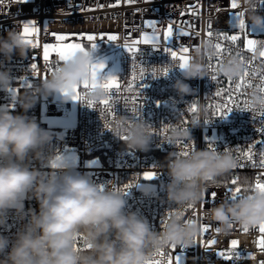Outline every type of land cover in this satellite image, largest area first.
Returning a JSON list of instances; mask_svg holds the SVG:
<instances>
[{
  "label": "built area",
  "instance_id": "obj_1",
  "mask_svg": "<svg viewBox=\"0 0 264 264\" xmlns=\"http://www.w3.org/2000/svg\"><path fill=\"white\" fill-rule=\"evenodd\" d=\"M238 7L231 8V0H0V37H6L9 30H15L21 35L23 25L32 23L38 33H32L27 39V58L13 54L10 60L0 54V67L9 70L12 79V87L6 91H0V110L10 111L13 115H26L35 119L41 128L49 131L53 136L51 144L46 147V154L61 155L68 165L69 170H74L87 176L92 182L107 189L115 186L127 191L126 211L137 212L146 218L154 231L162 230L160 219L165 221L176 212L182 213L185 219L199 220L201 225L208 226L209 231L198 236L193 246L189 248L172 246L161 249L165 256L151 253L149 260L167 261L172 257L182 255V264H264V249L258 246L262 234L259 227L243 230V226L235 223L227 234L216 232L218 224L209 221L204 211L219 204L223 200H229L226 196L229 188H241V195H247L256 183L258 176L264 177V167L260 166L262 146L256 141L264 139V134L257 131L261 127L260 105L252 102V94L262 96L258 88L262 85L261 76L264 75V58L259 56V51L249 52L245 47L246 39H257V49L264 47V28L248 25L247 36L239 29L233 30L230 20L233 12H241V0H237ZM259 14L264 15V5L257 0ZM195 12V14H193ZM146 21L155 22V31L160 37L158 48L151 44L140 43L136 45L139 51L136 54L137 79L133 85V91L126 89L132 77V58L126 51L125 45H131L133 41L141 40L145 35L151 36L154 29L147 26ZM169 23L173 26V50L179 47H187L186 54L190 60L196 49L201 48L206 42L220 43L224 50L223 63L231 56L239 52L243 60L249 66V76L246 78L251 85L241 90L240 95L235 96V103L229 106L233 110L222 118L216 113L215 105L222 104L228 99L227 93L221 97L216 96L217 90L227 88L230 81L219 72V65L215 55L205 58L206 76L202 79H190L188 83L193 89L190 95H179L172 87L177 79L184 80L183 69L178 67L179 61L173 60L170 54L164 52L165 41L163 35ZM234 24V21H232ZM209 25L211 27L209 28ZM247 25V23H246ZM177 30L187 32V36L176 38ZM211 31L212 37L207 33ZM57 35L68 37L65 41H57ZM87 35L96 37L94 41H88ZM108 35H116L115 41H108ZM222 35H239L236 43L225 41ZM104 39H101V37ZM58 43H82L96 44L101 49L108 50L113 56V63L104 72V77L115 76L118 78L121 88L117 92L113 90V96L117 102L113 104V111H102L104 105L100 101L92 107H88L87 89L82 86L79 92L85 99L77 101L78 115L76 122L70 127H63L57 123H49L44 117L51 119L69 118L73 112L71 100L51 99L50 97L37 95L34 107L27 112L21 107L19 96L25 91L34 90L41 81L48 79L52 72L62 61L52 53L49 62L43 59V46ZM32 45H37L33 47ZM215 52V50H214ZM37 64V70L31 69V64ZM217 66V71L209 69V64ZM145 68V79H139L140 67ZM169 67L166 76L161 69ZM155 68L157 77L151 72ZM216 76V80L212 76ZM239 77L232 78L231 84L235 85ZM32 85L26 87L23 82ZM146 85L143 89L139 85ZM10 89H16L14 95ZM139 93L136 106H139V115L131 111L134 106L131 96ZM127 98V102H126ZM245 102L250 107L245 108ZM195 103L196 111H189ZM239 105V108L237 107ZM241 108H245L241 111ZM255 117V121L253 120ZM197 119L198 126H193V120ZM143 121L151 125L152 140L147 151H132L126 146L125 140L119 131L122 122L129 123ZM208 122L205 124V122ZM188 129L189 137L173 141V130ZM166 129V131H164ZM169 139L173 143H169ZM179 143H176V142ZM184 143L189 144V152L196 149L208 148L213 144L218 152L228 151L236 161V167L229 173L217 178V183L206 187L204 197L191 208L185 206L177 208L166 201V185L170 182L167 175V157L170 153H178L184 150ZM251 148L252 160L245 153ZM194 148V150H192ZM239 149V151H237ZM74 156V162L70 161ZM32 166L39 168L47 174L49 168L38 161H33ZM145 172H155L156 177L145 180ZM235 179L237 183L232 184ZM261 182H264L262 179ZM138 183V184H137ZM133 185L125 189L124 185ZM147 191V195H145ZM215 193L214 203L209 199ZM31 208L39 211V203L28 196L24 199L25 212ZM171 212V215L169 214ZM26 220H20L15 210L7 213V223L0 227V234L6 236L11 242ZM214 239L215 244L205 247L209 240ZM237 240L238 247L234 251L242 254L241 259L233 257L231 261L218 257L220 251L228 252L231 241ZM78 247H84L82 238L77 240ZM251 254L252 258H244Z\"/></svg>",
  "mask_w": 264,
  "mask_h": 264
},
{
  "label": "clouds",
  "instance_id": "obj_2",
  "mask_svg": "<svg viewBox=\"0 0 264 264\" xmlns=\"http://www.w3.org/2000/svg\"><path fill=\"white\" fill-rule=\"evenodd\" d=\"M243 18L247 25L264 28V15L259 14L257 0H241ZM29 47L24 37L9 30L0 37V54L10 60L13 54L27 58ZM215 55L211 42L195 50L183 69L184 80L177 79L172 87L181 95H190L191 86L184 82L206 76L205 58ZM93 64L92 49L78 51L68 61L55 68L48 79L34 90L19 96L27 112L34 107L37 95L63 93L89 79ZM244 65L236 56L229 57L219 68L227 78H237ZM9 70L0 67V91L12 87ZM102 87L87 91V98L98 102L105 98ZM260 97L252 94V102ZM199 122L194 118L193 126ZM118 131L126 137L129 150L147 151L152 133L143 121L122 122ZM183 129L173 130V141L189 137ZM53 136L26 115H13L0 110V227L7 223V213L15 210L20 220H26L11 242L0 234V264H146L151 253L169 246L189 248L201 232L199 220L185 219L180 212L170 216L162 230L154 231L146 218L126 211L125 192L115 186L104 187L74 170L61 155L46 154ZM167 159L166 185L168 204L183 208L202 201L206 187L236 167L228 151L196 149L187 156L170 153ZM38 161L50 169L47 174L32 166ZM138 184V183H137ZM145 191V195H147ZM28 196L39 203V211L24 209ZM203 215L219 226L222 234L230 231L233 222L248 229L264 223V192L251 190L240 199L223 200L204 211ZM82 238L84 247L77 246Z\"/></svg>",
  "mask_w": 264,
  "mask_h": 264
},
{
  "label": "snow or ice",
  "instance_id": "obj_3",
  "mask_svg": "<svg viewBox=\"0 0 264 264\" xmlns=\"http://www.w3.org/2000/svg\"><path fill=\"white\" fill-rule=\"evenodd\" d=\"M22 2H27V0H22ZM118 2V0H117ZM128 2H132V0H128ZM260 4L264 5V0H260ZM238 7V3L237 0H231V8L232 9H236ZM193 14H195V12H193ZM232 20H230V23L232 25V29H239V31L241 33H244L245 36H247V29H248V25H246L245 20L243 18V13L241 12H233L231 15ZM232 21H234V24L232 23ZM146 24L148 27L153 28L154 31L152 33L151 36L145 35L141 40H137V41H133V43L131 45H125V49L126 51L131 55L133 64H132V77H131V81L128 85V88L126 89L128 92H132L133 91V85L137 79V73H136V62H135V58H136V54L139 51V49L136 47V45L143 43V44H151L153 45L154 48H158L159 47V43H160V37L159 35L156 33L155 31V22L154 21H146ZM211 27V25H209V28ZM38 29H36L34 27V25L32 23H25L23 25V33L22 36L25 39V42L27 44H32V41L30 39H27V37H29L32 33H38ZM173 26L172 23H169L167 29L164 32L163 35V39L165 41V47H164V52L170 54V56L172 57V59L178 60L179 64L178 67L181 69H184L189 61L190 58L186 55L189 52V49L187 47H179L177 50H173ZM188 33L184 32L182 30H177L175 33L176 38H180L183 36H187ZM208 37L211 38L212 37V32L209 31L207 33ZM221 39L225 40V41H229L232 43H236L239 39L240 36L239 35H222L220 37ZM68 37L65 35H57L56 36V40L57 41H65L67 40ZM86 39L88 41H94L96 39L95 36L93 35H87ZM101 39H104V37L102 36ZM118 37L116 35H108L107 36V40L108 41H115L117 40ZM258 43H261L260 41H258L257 39H246L245 41V47L249 52H257L259 51V56L261 58H264V47H262L261 49H257V45ZM33 47H36L37 45H32ZM97 47L96 44H92L91 49L94 50ZM213 49L215 50V56L217 58V64L219 65V68L223 65V61H222V56H223V48L222 45L220 43H215L212 45ZM85 48L82 46V44L80 43H58L56 45H52V44H48L46 43L43 46V59L44 61L47 63L49 62L50 59V55L52 53H55V55L59 58V61L62 62H66L68 61L70 58H72L74 56V54L78 51H84ZM237 58L240 60V62L244 65V69L241 72V74L239 75V79L238 81L235 83L234 87L231 84V80L232 78H228V80L230 81L228 87L225 88H221L219 90H217L216 92V96L217 97H221L222 95H224L225 93H227L228 99L226 101H224L222 104H217L215 105V109H216V113L219 114L220 117L224 118L227 116L228 113H230L233 108L230 107L229 105L232 103H235V96L236 95H240L241 90L246 88V87H250L251 85L247 82L246 78L249 76V66L248 64L243 60V58L241 57L240 53H237ZM209 59L211 60V56H209ZM105 65L104 63L100 62V63H93L90 66V72H89V79L85 80L84 82H82V84L77 85V86H73L71 89H67L64 91L65 95H68L69 92H71V99L74 101H81L83 99H85L84 96L81 95V93L78 91V89L82 86L84 89H92L95 88L97 86L102 87L105 92H106V96L103 100L100 101V103L102 105H104V109H102V111H108V112H112V106L114 103L117 102L116 98H114L113 96V90L115 89L117 92L119 91V89L121 88V85L119 83V80L117 77L115 76H100V73L102 72V70L104 69ZM209 69L213 72L217 71V66L213 65V64H209ZM31 69L35 72L37 70V64L33 63L31 64ZM169 67H164L162 68L160 71L162 73L163 76H166L168 71H169ZM145 68L144 67H140L139 70V79L141 81H144L145 79ZM156 69L153 68L152 69V76L155 78L157 77L156 75ZM213 80H216V76H212ZM261 81H262V85H264V75L261 76ZM23 84L28 87L31 88L32 85L30 83H28L26 80L23 82ZM146 85H144L143 83H141L139 85L140 88H144ZM260 93H264V86H260L258 88ZM10 91H13L14 95L16 94L17 90L16 89H10ZM139 98V93L132 95L131 96V103L134 105L131 109V111L135 114V116L139 115V106H136V101ZM126 102H127V98H126ZM96 102L89 100L88 101V107H92ZM259 105H260V123H261V127L257 130L260 133L264 134V95L260 96V100H259ZM237 107L239 108V105H237ZM250 105L245 102V108H249ZM245 108H241V111H244ZM189 111L195 112L196 111V106L195 103L192 104V106L189 108ZM253 120L255 121V117H253ZM133 121L130 120L129 124H131ZM208 123L207 121L205 122V124ZM149 129H152L153 127L151 125L148 126ZM166 131V129L164 130ZM185 132H188V129L185 128L184 129ZM122 139H126L125 136H120ZM169 143H173L171 141V139H169ZM176 143H179L178 141ZM257 144H260L262 146V150H261V162H260V166L264 167V139L260 140V141H256ZM249 151L247 153H245L246 157L249 160H252V152H251V148L253 147V145H249ZM184 150L178 153H175L176 155L180 156H187L190 152H189V144L188 143H184L183 145ZM209 148L212 149L213 151H217L215 146L213 144H209ZM194 150V148L192 149ZM237 151H239V149H237ZM156 173L155 172H145L144 173V179L145 180H152L156 177ZM262 179H264V177L258 176L256 178V183L254 185V187L251 189L253 191H260V192H264V182H261ZM237 183V181L235 179L232 180V184L235 185ZM133 185L131 184H127L124 185L125 189H130ZM241 188L240 187H235L234 190L232 188H229L226 192V196H229L230 199L236 200V199H240L243 198V196L241 195ZM125 194L127 193V191H124ZM215 193L211 194V197L206 199L205 202H208L209 199L211 200V202L214 203L215 200ZM189 208L192 207V205H188ZM171 215V212L169 213ZM182 215V213H180ZM160 223L161 225H165L166 221L161 218L160 219ZM236 222H233L229 225L230 228L233 227V225ZM259 227V232L262 234L261 238L259 239L258 246L261 249H264V223H261L258 225ZM243 230L245 232L248 231V227L247 226H243ZM207 231H209L208 226L205 225H201V234L206 233ZM216 232H219V228L215 229ZM215 240H209L208 244L204 245L205 247H209L213 244H215ZM238 241L237 240H232L231 241V247L229 249L228 252L225 251H220L217 253L218 257H222L225 260L231 261L233 259V257H235L237 260L242 258V254L239 251H234L237 249L238 247ZM172 248L174 249L175 246L173 245ZM155 255H159L161 257L165 256V253L162 250H156ZM182 255H183V251L181 254L176 255L175 257V264H182ZM244 258H252L251 254H248L246 257ZM146 264H165V261L162 260H148L146 262ZM166 264H172V257L169 255L167 257V261Z\"/></svg>",
  "mask_w": 264,
  "mask_h": 264
},
{
  "label": "rangeland",
  "instance_id": "obj_4",
  "mask_svg": "<svg viewBox=\"0 0 264 264\" xmlns=\"http://www.w3.org/2000/svg\"><path fill=\"white\" fill-rule=\"evenodd\" d=\"M82 44V43H80ZM52 45H56V44H52ZM82 46L85 49H91L92 45H87V44H82ZM108 50L105 49H101L100 46H97L94 50H92V54H93V63H104L105 67L102 70V72L100 73V76L104 77V72L109 68V66L113 63V56L111 54L108 53ZM79 90V89H78ZM50 97L51 99H62L63 97V93H56L54 95H50L47 96ZM73 102L74 106H73V112L71 114V117L69 118H57V119H51L49 117H44V120L46 122L49 123H57L58 125H61L63 127H70L72 126L77 119V115H78V103L77 101H74L72 99H69ZM74 156L72 158V160L70 161V163L72 164V162H74Z\"/></svg>",
  "mask_w": 264,
  "mask_h": 264
},
{
  "label": "crops",
  "instance_id": "obj_5",
  "mask_svg": "<svg viewBox=\"0 0 264 264\" xmlns=\"http://www.w3.org/2000/svg\"><path fill=\"white\" fill-rule=\"evenodd\" d=\"M63 99V98H62Z\"/></svg>",
  "mask_w": 264,
  "mask_h": 264
}]
</instances>
